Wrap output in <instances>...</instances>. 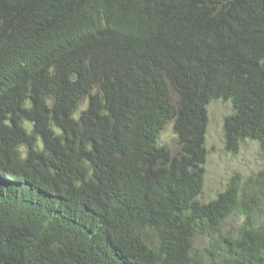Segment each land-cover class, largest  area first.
<instances>
[{
  "label": "trees",
  "instance_id": "1",
  "mask_svg": "<svg viewBox=\"0 0 264 264\" xmlns=\"http://www.w3.org/2000/svg\"><path fill=\"white\" fill-rule=\"evenodd\" d=\"M0 264H264V0H0Z\"/></svg>",
  "mask_w": 264,
  "mask_h": 264
},
{
  "label": "rangeland",
  "instance_id": "2",
  "mask_svg": "<svg viewBox=\"0 0 264 264\" xmlns=\"http://www.w3.org/2000/svg\"><path fill=\"white\" fill-rule=\"evenodd\" d=\"M232 111L229 101L219 98L211 100L206 105L207 124L204 144L206 156L204 161V178L199 194L201 201H207L223 190L229 178L238 173L242 177L257 171L262 166V158L257 144L245 140L236 153H230L223 148L222 121L225 115ZM159 142L165 144L170 152L178 149L176 136L172 131L171 122H167L159 132ZM237 220V218H235ZM230 223L235 225V221ZM203 243L202 240H198Z\"/></svg>",
  "mask_w": 264,
  "mask_h": 264
}]
</instances>
